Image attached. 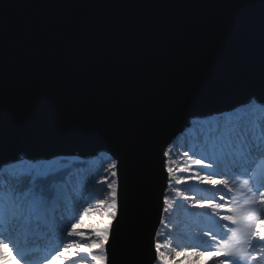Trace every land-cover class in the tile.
Returning <instances> with one entry per match:
<instances>
[{"label": "water", "instance_id": "1", "mask_svg": "<svg viewBox=\"0 0 264 264\" xmlns=\"http://www.w3.org/2000/svg\"><path fill=\"white\" fill-rule=\"evenodd\" d=\"M0 16V168L100 154L117 161V264L129 245L135 264H155L170 182L163 152L193 121L240 108L252 94L264 100V0H0ZM134 36L142 56L162 53L187 77L180 104L153 107L145 94L125 119L87 128L57 122L54 90L65 76L116 115L129 105L120 64Z\"/></svg>", "mask_w": 264, "mask_h": 264}, {"label": "snow or ice", "instance_id": "2", "mask_svg": "<svg viewBox=\"0 0 264 264\" xmlns=\"http://www.w3.org/2000/svg\"><path fill=\"white\" fill-rule=\"evenodd\" d=\"M0 36L4 39L2 16H0ZM134 36L129 40V51L120 64V76L127 81L129 105L119 114H114L108 106L102 102L99 93L86 91L73 76H65L55 85L54 95L56 110L54 119L57 122L79 128H87L101 122H115L117 119H125L137 99L145 94L150 97L153 107L178 106L182 99V93L187 85V77L178 71L172 59L162 53L142 56ZM4 74V49L0 55V78ZM259 75L264 81V46H262ZM87 101V107H85ZM207 129L205 151L206 157L192 161L199 165L201 171L220 168L219 172L200 171L196 175L187 178L173 177L176 184H187L189 180L207 182L212 186L222 185L227 192H233L234 179L239 175L247 176L243 180L244 185H250L248 191L252 193L245 204L228 208L229 213L223 215V221H229L231 225L224 224L226 231L214 234L210 229L200 235L214 244L204 240L205 245L180 247L175 250V257L191 255L199 258L206 252H212L213 264H264V191H259V200L256 199V191L253 189L264 188V175L257 176L254 165L258 161H264V100L256 94L249 97L246 105L234 109L228 113H219L209 120L201 122ZM6 135V125L0 117V141ZM172 151L169 145L168 156ZM195 155V151L193 150ZM188 151L184 156L188 157ZM210 160L205 163L204 159ZM70 167L59 160L38 161L35 164H18L0 168V248H9V244L17 247V253L21 259L25 258L24 250L15 244L14 235L23 230L25 239L36 229L51 227L55 213L69 199L68 187L71 172ZM112 177H117L118 162H110L107 166ZM172 174V168L167 169ZM189 171V169H183ZM218 176L219 179L214 177ZM103 183L104 181H100ZM171 183V181H170ZM110 191L111 203L104 219L99 226L93 229L94 238L88 239L85 233L77 231V224H73L69 237H80L85 242L69 241L56 252L57 257H66L69 264H75L74 257L85 253L92 264H117V249L110 241L117 239L113 231V221L122 214V205L118 203V188L115 180L107 184ZM175 198L163 197V212L173 215L183 210L189 212L194 208H209L212 210L209 219L214 220L219 215L218 209L225 208L223 203H212L195 196L186 195L180 189L174 188ZM243 195V193H241ZM225 196H221L223 201ZM190 202V203H189ZM235 204V200L232 201ZM195 215V214H193ZM84 217L80 218L81 223ZM165 223V221H161ZM218 224L219 221H216ZM167 227V223H165ZM231 233V235H229ZM157 235H160L157 233ZM7 240L8 243H4ZM170 247L169 244H161L158 240L154 243L155 264H170V257L162 249ZM55 259V257H53ZM16 260V257H13ZM16 264H20L17 260ZM123 264H135V247L129 245L127 256Z\"/></svg>", "mask_w": 264, "mask_h": 264}, {"label": "rangeland", "instance_id": "3", "mask_svg": "<svg viewBox=\"0 0 264 264\" xmlns=\"http://www.w3.org/2000/svg\"><path fill=\"white\" fill-rule=\"evenodd\" d=\"M209 119L207 118L193 121L190 133L187 132L180 138L184 141L178 142L179 138L176 140L178 142L177 147L180 148V150L177 151L176 149H173V153L176 155L177 159L182 160L185 164L178 165L177 171L174 175L169 174V181L171 177H194L198 171H200L203 175L204 171L219 172L221 170L220 168H215L201 171L199 165L192 163L195 159L207 156V152L205 151V142L202 139L203 135L201 132L203 124L201 122ZM194 137H197L198 139L193 141L192 139ZM176 141L172 145V148L176 144ZM183 146L185 147L184 150L182 149ZM191 146L193 148H191ZM193 150L195 151V155L193 154ZM185 151H188V157L184 156ZM105 156L106 155L104 154H100L95 159L88 160L73 157L69 158L68 162L64 163L65 165L70 166L68 167V172L71 173L80 167L78 163L82 164L80 171L78 170L79 172H76L77 177L70 180L68 187V202H65V204L55 213L51 227L36 229L28 235L27 239H25L23 230H21L19 237L14 235L13 240L15 244L24 250V259H21L20 255L17 253V247H13L12 244H9V248H0V264H16L17 260L20 264H69L66 257L70 255V251L65 253L64 257H57L56 252L69 241H77L81 243L85 241L81 240L80 237H69L67 232L71 230L73 224H77V231L85 233V236L88 239L94 238L93 229L98 227L100 222L104 219V214L108 211V207L111 203V190L107 187V184L111 183L113 180L117 182V177H112L110 170H107L108 161ZM204 162L210 163L211 161L205 158ZM21 163L35 164L22 159L20 163H16L14 165ZM169 167L168 155L167 169ZM253 167L257 176L264 175V161H258ZM183 169H189V171H183ZM81 175H86V183L82 182V184H80L79 177ZM214 178L219 179L218 176ZM230 179L235 180V183L233 184L234 191L230 193L227 192L226 189H223L222 185H216L214 187L207 182L201 183L194 179L189 180L188 183L185 184L184 188H186V191L183 190V192H185L186 195L195 196L199 199L210 201L212 203H223L225 208L217 210L219 215L216 216L214 220L209 219L212 213L211 209L194 208L190 209L189 212H185L183 210L175 212L173 214L174 217L172 218V221L170 220L169 222H165L167 223V227L165 226V223H161L160 228L162 226L165 227L164 237L159 240L156 236V241L158 240L161 244L170 245V247L162 249L169 254L170 257H174V259H171L170 264H213L211 259L213 254L210 251L206 252L202 257L195 258L191 255L175 257V250H178L180 247L188 246H199L203 249L204 247H207L204 240H208L207 237H205L204 240L200 239V235H202L203 232L210 229L214 234L226 231V229L223 228L224 224H229V226L233 228L237 227L236 225H231L229 221L221 220L220 217L223 215H238L239 213H229L227 209L245 204V201L252 195V193L248 191V187L250 185L243 184V180L247 179V176L239 175L238 178L230 177ZM102 180L104 181L103 183L100 182ZM96 190L101 191L97 193ZM253 190L256 191V199L259 200V191H264V188H254ZM241 193H243V195H241ZM222 195L225 196L223 201L220 200ZM233 200H235V204L232 202ZM165 214L166 213L163 214V221H165ZM82 216L84 219L81 223L80 218ZM216 221H219V223L217 224ZM160 228L158 232L160 231ZM51 229L54 231L52 234ZM41 234H43V236L40 239L38 236ZM229 235H231V233H229ZM208 242L209 244L215 243L210 240H208ZM4 243H8V241L5 240ZM14 256L16 257V260H13ZM53 257H55V259H53ZM73 259L75 264H92L90 258L85 253H80Z\"/></svg>", "mask_w": 264, "mask_h": 264}, {"label": "trees", "instance_id": "4", "mask_svg": "<svg viewBox=\"0 0 264 264\" xmlns=\"http://www.w3.org/2000/svg\"><path fill=\"white\" fill-rule=\"evenodd\" d=\"M202 132H203V136H204V140H205V143H206V135H207V129H206V127L203 125V129H202ZM194 139L195 140H197V137L195 138L194 137ZM179 141H184L183 139H180V140H178V142ZM178 142H176V144L174 145V147L172 148V151L169 153V166L172 168V175H174L175 173H176V171H177V168H178V165H184L185 163L182 161V160H179V159H177V157H176V155H174V153H173V149H176L177 151L178 150H180V148H178L177 147V143ZM191 148H193L192 146H191ZM182 149L184 150L185 149V147L183 146L182 147ZM105 158H106V160L108 161V164L110 163V162H113V160H111V159H109L108 158V156H105ZM59 162L60 163H62V164H64V163H66V162H68V160H59ZM79 166H80V164H78ZM80 171V168H78L75 172H77V171ZM66 171L68 172V168L66 169ZM78 171V172H79ZM82 177H84V178H86V175H81L80 177H79V179L80 178H82ZM170 181H171V183H170V186H169V190H168V193H167V196H169V198L170 199H172V198H175V196H176V193L173 191V189L174 188H176V189H180L181 191H183V190H185L186 191V188H184L185 187V184H176L175 183V180L171 177V179H170ZM80 184H82V182L80 181ZM84 185V184H83ZM99 191H101V190H96V192L98 193ZM78 193V192H77ZM66 202H68V201H66ZM187 215V214H186ZM188 216V215H187ZM192 216V215H191ZM164 217H165V222H169L170 220L172 221V218L174 217L173 215H168V214H165L164 215ZM164 229H165V227L164 226H162L161 228H160V231L158 232L160 235H157V239H162L164 236ZM21 233V230L20 231H18L16 234L17 235H19Z\"/></svg>", "mask_w": 264, "mask_h": 264}, {"label": "bare ground", "instance_id": "5", "mask_svg": "<svg viewBox=\"0 0 264 264\" xmlns=\"http://www.w3.org/2000/svg\"><path fill=\"white\" fill-rule=\"evenodd\" d=\"M190 128H191V127H190ZM202 128H203V127H202ZM190 131H191V130L189 129L188 132L190 133ZM201 133H202V135H203V132H201ZM185 134H186V133H185ZM185 134H184V135H185ZM202 137H203L202 139L204 140V136H202ZM197 139H198V138H197ZM72 175H73V177L71 176V179L74 178V177H75V178L77 177V173H76L75 171L72 173ZM79 180H80L81 182H85L87 179H85L84 177H82V178L79 179ZM85 183H86V182H85ZM83 184H84V183H83ZM45 230H47V229H45ZM37 231H38V230H37ZM47 231H48V230H47ZM47 231H46V232H47ZM52 233H54L53 229H51V234H52ZM46 234H47V233H46ZM44 235H45V234H44ZM15 236H16V237H19V235H17V234H15ZM42 236H43V234H42ZM27 248H28V247H27Z\"/></svg>", "mask_w": 264, "mask_h": 264}]
</instances>
